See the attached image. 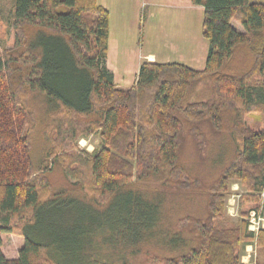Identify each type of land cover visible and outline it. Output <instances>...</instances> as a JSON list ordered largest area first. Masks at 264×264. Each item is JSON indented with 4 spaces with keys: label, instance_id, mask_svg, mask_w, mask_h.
I'll list each match as a JSON object with an SVG mask.
<instances>
[{
    "label": "trees",
    "instance_id": "1",
    "mask_svg": "<svg viewBox=\"0 0 264 264\" xmlns=\"http://www.w3.org/2000/svg\"><path fill=\"white\" fill-rule=\"evenodd\" d=\"M191 1L203 7L201 33L208 42L203 69L145 61L134 84L119 87L105 64L109 12L97 0H12L14 47L0 55V264H61L55 250L86 251L87 264H96L91 249L102 230L109 242H139L161 216L158 203L132 188L150 177L165 189L207 196L204 216H184L167 232L169 246L187 249L158 264H245L241 251L247 244L263 257L255 264H264V228L250 230L244 209L240 220L224 216L231 179L244 188L240 205L264 195V0ZM205 79L210 97L187 100ZM26 90L41 93L51 112L74 116L67 124L69 137L98 134L99 147L78 157L105 202L94 205L67 189L44 196L50 182L31 154ZM253 111L260 113L261 127L247 123ZM223 133L232 144L231 157L206 182L180 155L191 140L205 160L207 140ZM120 196L125 202L113 205L111 216L97 209ZM16 230L23 243L17 257L7 258L2 234Z\"/></svg>",
    "mask_w": 264,
    "mask_h": 264
},
{
    "label": "rangeland",
    "instance_id": "2",
    "mask_svg": "<svg viewBox=\"0 0 264 264\" xmlns=\"http://www.w3.org/2000/svg\"><path fill=\"white\" fill-rule=\"evenodd\" d=\"M111 0H104V4H109ZM12 0H0V55L10 52L14 47L15 32L12 24L11 14ZM118 14L120 10H124L123 6L116 7ZM113 10V9H112ZM114 13V12H113ZM118 16V15H117ZM234 26L242 30L240 23L233 19ZM120 32L119 44L122 47L125 44H135V34H138V41H146L149 37V29L145 27L130 28ZM119 32L120 28H114V32ZM124 31V33H123ZM178 35V42L185 43V32L181 37L179 31L173 32ZM180 36V38H179ZM132 40V41H131ZM131 42V43H130ZM165 42V39L162 40ZM166 43V42H165ZM239 58V57H238ZM237 58V60H238ZM245 56L240 57L244 60ZM246 60V59H245ZM120 62V61H119ZM118 63V62H116ZM188 64V63H187ZM121 65V64H116ZM123 65V63H122ZM192 65V64H191ZM210 81L205 79L191 90L187 100H200L210 97ZM23 100L27 108L31 112V122L29 124V138L31 143V154L35 163L43 169L49 179L50 188L44 196L48 195L49 190L67 189L70 193L92 204H100L106 201L97 191L92 189L89 183L88 167L83 163L79 156L92 152L99 147L100 139L97 133H91L87 136L81 135L77 137H69L66 134L67 124L69 120L74 121L72 114L63 112H51L44 96L37 91L26 90L23 93ZM247 123L254 128L261 127L263 121L258 111L248 114ZM211 140V141H210ZM207 140V146L202 154L205 160L200 159L199 153L192 146V141H188L184 150L180 155V161L193 174L200 176L206 182H211L220 168L231 157L232 144L228 140L226 133L217 138ZM49 153V154H48ZM57 157V161L53 162V158ZM218 158L223 159L221 163H217ZM212 160H214L212 162ZM216 161V162H215ZM65 168H76L78 173L73 177L65 171ZM190 173V174H191ZM132 188L140 193L142 198L158 203L160 211V220L158 224L146 234L144 239L139 242H109L104 238L107 236L106 231H97L94 235L92 244L91 258L96 260V264H158V260L170 256L174 253H180L187 249V245H179L176 248L169 246L165 240L168 238L167 232L170 229L171 234L177 229V221L184 216H204L207 196L198 191L187 189L177 190L165 189L162 187L160 179L148 178L136 181ZM244 192L243 186L236 179H231L229 185L224 192V216L231 221L240 220L239 215L241 209L249 211L248 220L254 207H258L251 217L252 222L250 230L256 232L260 228H264V195L261 194V200L255 202L243 203L240 205V196ZM125 197H118L111 201L107 207L97 208L106 212L107 215L113 214V205H122ZM251 209V210H250ZM249 227V221H248ZM184 234V238H186ZM187 240V238H186ZM23 237L18 231L12 233H4L2 236V245L4 247V255L7 258H15L18 250L22 246ZM188 243V242H187ZM257 247L253 244H247L241 251V262L245 264H255L257 260L263 259L257 251ZM55 258L61 264H87V252L82 255L72 254L71 250L60 251L55 250Z\"/></svg>",
    "mask_w": 264,
    "mask_h": 264
},
{
    "label": "crops",
    "instance_id": "3",
    "mask_svg": "<svg viewBox=\"0 0 264 264\" xmlns=\"http://www.w3.org/2000/svg\"><path fill=\"white\" fill-rule=\"evenodd\" d=\"M103 1L97 0L109 12L105 64L112 71L116 85L128 87L134 84L138 68L145 61L180 62L194 69H203L208 42L201 33L202 6L193 4L191 0H111V7ZM118 6H123L124 10L117 14ZM140 24L145 29L148 27V39L139 43L138 34H135L134 45L125 44L121 47L118 42L120 32L128 27L137 30ZM116 27L120 28L119 32H114ZM177 30L181 37L185 32L184 44H177L179 34L173 35ZM163 39L166 43L162 42ZM116 62L121 65H116Z\"/></svg>",
    "mask_w": 264,
    "mask_h": 264
},
{
    "label": "built area",
    "instance_id": "4",
    "mask_svg": "<svg viewBox=\"0 0 264 264\" xmlns=\"http://www.w3.org/2000/svg\"><path fill=\"white\" fill-rule=\"evenodd\" d=\"M253 215H254V211L251 212V215H250V216L252 217ZM251 217H250V219H249V227H248L249 229H251V228H250V226H251L250 224H251V222H252ZM252 218H253V217H252Z\"/></svg>",
    "mask_w": 264,
    "mask_h": 264
}]
</instances>
